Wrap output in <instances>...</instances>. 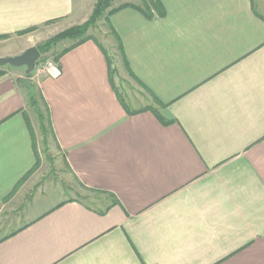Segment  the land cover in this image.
<instances>
[{
    "label": "crops",
    "instance_id": "crops-1",
    "mask_svg": "<svg viewBox=\"0 0 264 264\" xmlns=\"http://www.w3.org/2000/svg\"><path fill=\"white\" fill-rule=\"evenodd\" d=\"M96 2L0 0V57L86 23ZM161 2L163 18L110 17L116 62L91 40L32 82L70 174L108 204L34 208L0 237V264H264V0ZM118 70L148 97H123ZM4 72L0 208L40 158L26 68Z\"/></svg>",
    "mask_w": 264,
    "mask_h": 264
},
{
    "label": "rangeland",
    "instance_id": "rangeland-1",
    "mask_svg": "<svg viewBox=\"0 0 264 264\" xmlns=\"http://www.w3.org/2000/svg\"><path fill=\"white\" fill-rule=\"evenodd\" d=\"M90 1L91 0H84V5L88 4ZM125 1H132L136 4H141V0ZM60 29L61 27L54 28L53 35L49 36L46 40L39 41L36 48L47 40L65 31V28ZM90 34L102 43L105 51H108L111 59L116 62L117 60L113 56L114 54L112 50L114 39L106 21L102 20L99 22L95 28L91 30ZM6 39H1L0 41H5ZM70 44L71 42H68V45ZM6 46L10 45L5 43L0 44V49ZM63 47L64 45L60 46L54 54H47L44 61L53 60L56 63V55L57 53H60ZM122 70L116 72L117 77L115 78L120 94L129 101L131 99L137 100L148 97L146 96V92H144V90ZM35 81L36 79H34V75H32L30 82L35 84ZM28 111L34 129L36 130L37 148L40 157L39 164L29 181L20 188L18 196L13 198L12 202L4 204V206L0 208V237L5 236L7 232H12L25 224L28 220V216L32 214L34 208H36L35 213L37 214L56 206L60 202L69 200H79L93 209H102L108 204L106 200L108 197L82 187L81 184L70 174L57 149L56 140L52 139L50 136L48 141L44 143V138L41 136L37 118L30 107H28Z\"/></svg>",
    "mask_w": 264,
    "mask_h": 264
},
{
    "label": "trees",
    "instance_id": "trees-1",
    "mask_svg": "<svg viewBox=\"0 0 264 264\" xmlns=\"http://www.w3.org/2000/svg\"><path fill=\"white\" fill-rule=\"evenodd\" d=\"M127 8H132L140 12L148 20H153L155 18H163L166 16V10L161 0H141V4L122 3V0H97L96 4L94 5L92 15L86 23L67 29L37 47V49L41 53V58L38 61V63L40 61H43L46 58L45 56L47 54L56 53V50L62 45H67L68 47L64 49L62 53H59L60 55L57 53L56 60L63 54L72 50L73 48H76L88 41L93 40L95 42H98V40L90 34L91 30L95 28V26L102 20H105L106 23L109 25L110 17L112 15ZM26 33L27 32H25V34ZM111 34L116 40H118L114 31H111ZM68 42H71V44L68 45ZM121 46L122 45L120 43L119 49L121 54L123 55V49ZM124 62H125V58H124ZM4 69L5 68L0 69V77L5 74ZM31 76L32 74L26 75L27 80H29ZM20 82H24V81H20ZM25 85H27L28 93H29L28 95L29 107L34 112L37 118L41 136L44 138V143L48 141V138L50 136L52 137V139L55 140V132L53 129L51 112L48 104L42 97L41 93L37 90L35 85L32 84V82L29 81V83H26ZM159 119L163 123L169 122L166 118L162 116H160ZM29 129L35 139L36 148H37L36 130L32 128L31 124H29Z\"/></svg>",
    "mask_w": 264,
    "mask_h": 264
},
{
    "label": "water",
    "instance_id": "water-1",
    "mask_svg": "<svg viewBox=\"0 0 264 264\" xmlns=\"http://www.w3.org/2000/svg\"><path fill=\"white\" fill-rule=\"evenodd\" d=\"M40 58V51L36 47H32L19 56L0 58V69L5 67L26 68V75H31Z\"/></svg>",
    "mask_w": 264,
    "mask_h": 264
},
{
    "label": "built area",
    "instance_id": "built-area-1",
    "mask_svg": "<svg viewBox=\"0 0 264 264\" xmlns=\"http://www.w3.org/2000/svg\"><path fill=\"white\" fill-rule=\"evenodd\" d=\"M62 74L60 66L53 60L40 61L37 63L35 70L32 73V75H34V79H36L35 82L41 81L46 77H52L55 79L60 78Z\"/></svg>",
    "mask_w": 264,
    "mask_h": 264
}]
</instances>
